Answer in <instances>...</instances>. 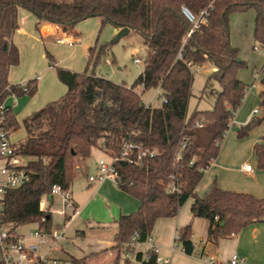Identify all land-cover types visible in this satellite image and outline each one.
<instances>
[{
	"label": "trees",
	"instance_id": "16d2710c",
	"mask_svg": "<svg viewBox=\"0 0 264 264\" xmlns=\"http://www.w3.org/2000/svg\"><path fill=\"white\" fill-rule=\"evenodd\" d=\"M183 7L196 16L207 13L206 22L189 38L191 24L182 12ZM19 9L36 16L37 30L42 23L74 30L79 23L94 17L101 20L102 28L107 24L116 30L129 28L141 36L147 57L143 71L130 87L89 73L90 63L95 61L97 65L106 55V45L99 50L90 48V63L83 73L56 68L67 93L23 120L26 138L15 146L28 159L30 178L6 194L0 211V229L14 233L22 225L38 223L40 228L50 231L51 212L41 208L43 198L52 203L55 186L70 190L74 180L85 173L86 162L100 140L113 154L124 142L132 140L156 149L158 155L140 166L115 165L118 188L139 200L140 207L117 220L115 246L82 259L71 258L72 264H86L108 251L116 252L113 264H120L122 256L123 264H157L156 253L151 249L136 250L137 246L130 245L132 239L138 235L137 243L146 244L156 222L176 217L189 200H193V216L209 222L208 240L212 243L234 237L249 225L264 223L263 203L247 199L242 208H232L218 203L215 197L202 198L196 193L205 172L218 157L228 124L248 90L238 77L246 63L240 59L239 49L231 45L230 16L255 10L254 40L264 50V0H0V103L10 96L32 98L38 89L37 79L24 86L8 81L10 69L20 64V52L12 40L19 29ZM180 53L182 59L178 57ZM47 58L53 60L49 52ZM207 62L216 71L208 77L204 92L213 82L218 83L220 90L212 92V110L196 109L188 116L194 82L192 67ZM138 88L141 93L159 89L162 105L146 108ZM7 122L10 129L18 127L12 110L7 114ZM263 122L264 111L262 116L240 127L238 138L248 137ZM198 123L203 127L198 128ZM186 138L182 160L174 168L175 155ZM173 174L184 185L177 194L166 191L168 178ZM192 235V227L187 225L178 231L176 240L189 256L196 253Z\"/></svg>",
	"mask_w": 264,
	"mask_h": 264
},
{
	"label": "crops",
	"instance_id": "0c3cea01",
	"mask_svg": "<svg viewBox=\"0 0 264 264\" xmlns=\"http://www.w3.org/2000/svg\"><path fill=\"white\" fill-rule=\"evenodd\" d=\"M30 13L25 12L24 9H19L17 14L19 29L13 35L12 40L20 52V64L18 66L23 65L25 58L23 51L25 44L21 41L20 36H28L37 44L39 41L44 43V41L50 38L56 39L57 42H59L60 39L67 41L79 39V37H76L78 34L75 29L65 31L63 27L58 25L42 23L40 24V29L37 30V25H39L38 20L33 13ZM33 25L34 29H32ZM44 26H47L45 28L47 34L43 33L42 28ZM131 32L132 31H130V33ZM133 52L137 53V49H134ZM38 56L40 57V50ZM74 58H76V55H74ZM105 62L109 63V58H105ZM31 64L29 69L24 70L23 76H16L14 74L13 70L18 66L12 67L8 78L11 85H18L36 75L37 93L34 97H30V99H27L26 96L22 98L27 99L21 105L24 106L25 110L27 109V117L39 111L48 103L64 97L67 93V87L61 82V84H59L57 77L53 74V69L58 68L54 57L48 64L47 62H43V60L39 62L34 60ZM76 65L77 63L74 60L70 66L64 67L75 73L87 69L84 64L81 68L78 67L76 69ZM84 71H82V73ZM214 71H216L215 67L212 69V72ZM14 97L16 98L17 96ZM16 100L17 99H15L12 107L8 106L12 111L14 108L18 107V102ZM34 106L39 107L34 109ZM237 116L238 111L235 114V121L238 120ZM254 117L257 116L253 115L251 118L250 115V117H247L248 119L246 118L242 121V126L248 124ZM239 129L240 128H238L236 132V136L233 135L229 140H225L218 157L205 172L204 178L196 188V193L200 197H215L218 203L232 208H242V204H244L247 199L264 204V122L259 127L253 129L249 136L244 139L238 138ZM256 130L259 131V134H257L258 140L253 142L254 145L252 147L254 150L255 162L251 165L252 172H246L243 166L248 164L247 161L231 162L232 158L235 156L231 154V150L233 147L240 145L244 140L251 139L250 135L255 133ZM14 131H12V133ZM92 153L86 162L85 173L78 176L85 177L84 183L77 190L74 189L72 184L69 190L70 202L73 206L69 207L67 202L61 197V208L58 211L63 218L62 226L59 224L54 226L52 224L51 230H63L65 238L53 246L49 251V256L51 259L55 258L54 260L62 261L65 264L71 263L69 258L82 259L91 254H99L115 246V237L118 233L117 220H119L121 216L129 215L137 211L140 207L139 200L120 190L118 186L111 181H105L102 184H93L89 182V176L97 172L99 160H110L113 156V152L106 150L103 146L100 147L98 151L99 156H94V158ZM238 178L259 186V189L247 191L239 188L237 186ZM192 203L193 200H189L180 209L176 217L159 219L156 222L152 232V242L158 248L161 258L169 260V264H227L233 255H238L244 258V264L264 263V223L249 225L234 237L227 238V240L223 238L217 243H212L208 240L209 222L206 219L193 216L191 212ZM53 204L54 196L52 203L47 208L51 212V218L52 212L54 211ZM187 225H191L193 232L192 242L194 243L196 253L192 256L185 254L181 245L176 241L178 231ZM38 228H40L39 224ZM18 229L16 233L20 235ZM30 239H32L33 242H28L23 239L24 243L26 245L37 243L32 237H30ZM221 240H224L222 244ZM142 246H146L144 251L150 249L149 244H141L138 246V251H142L140 250ZM42 251L46 252L47 248H42ZM53 254H57L58 259L53 257ZM115 259L116 252L108 251L89 259L86 264H113Z\"/></svg>",
	"mask_w": 264,
	"mask_h": 264
},
{
	"label": "rangeland",
	"instance_id": "374dc122",
	"mask_svg": "<svg viewBox=\"0 0 264 264\" xmlns=\"http://www.w3.org/2000/svg\"><path fill=\"white\" fill-rule=\"evenodd\" d=\"M25 12L30 13L27 10H25ZM255 17L256 12L253 9L245 13H235L230 16L229 26L231 45L239 49L240 59L246 63V67L241 68L238 71V77L248 86V90L241 107L238 109V123L236 121L237 124L229 128L224 140L222 141L221 148L225 140H229V138L233 135L236 136V132L238 128L242 126L243 120L250 117V115L251 118L253 117L254 110H258V114L256 115L257 117L262 116L264 111V94L262 93L264 92V86L262 85V81L264 79V50L256 45L254 40ZM46 27L47 26H44L42 28L44 34H47L45 29ZM32 29H34V25L32 26ZM74 29L78 34L76 37H79V39H75V41H73V46H70L67 42H57L56 39L53 38L44 41V43L39 41L37 44L28 36H20L21 41L25 44V47H23L25 58L22 66L20 65L17 68H14V74L16 76H23L24 70L29 69L32 65L31 62L34 60L37 62L43 60V62H47L48 64L50 60L47 58V52L54 57L58 68L67 69L64 66H70L74 60L77 63L75 66L76 69L78 67L81 68L83 64L88 67L90 63V57L88 56L89 48L97 47L99 50L101 46L106 45L108 46L106 55L102 57L101 61L97 65L95 64V61L90 63L88 68L89 73H95L97 76L104 77L117 84H126L129 87L133 85L138 75L142 72L144 68V61L147 57V49L143 45L140 35L135 32H131L129 35L116 42L115 38L119 31H116L111 24H107L102 28L101 20L96 17L79 23ZM134 49H137V53L133 52ZM39 50L40 57L38 56ZM135 54L141 58V62L139 64L134 62ZM74 55H76V58H74ZM105 58H109L110 62L106 63ZM213 67L214 65L212 63L207 62L199 67V72H194V82L192 86V96L189 101L188 116H190L196 109L199 111H210L213 109L215 95L212 92L213 90L219 91L220 86L218 83L213 82L204 92L207 85V79L212 73ZM82 71L78 73H82ZM53 74L59 81L56 68L53 69ZM28 79H36V75ZM29 80L19 83L18 85H26ZM58 83L61 84L60 81ZM136 91L141 94L142 100L145 104H150L154 107L162 105L163 100L160 96L162 93L159 89H151L145 93H141L140 88H138ZM22 98L24 97L15 98L14 96H10L5 101L6 106L10 107H12L15 99H17L16 101L18 102V107L13 109L18 119V127L14 128L12 131L16 130L11 134L12 142L17 146L22 144L26 138L23 120L28 114L27 109L25 110L24 106L21 105L25 100L30 99V97L26 96L27 99ZM60 99L61 98L58 100ZM38 107L39 106H34V109ZM258 130L250 135L251 139H246L237 147L232 148L231 154L235 156L232 158L231 162L247 161L249 165H253L255 162V156L252 147L254 145L253 142L258 140ZM102 142L103 140H100L98 145L93 148V157L99 156L98 151L100 150V147L103 146ZM84 181V176H80L75 179L73 182L74 189L77 190L84 183ZM251 184L252 183L246 180L238 178L237 186L239 188L247 191L259 189V186ZM61 197L62 196L59 195L54 196V211L52 210V224L54 226L58 224L62 226L63 224V218L60 216L58 211L61 208ZM43 201L45 202V209H47L51 203L47 200V198H43ZM37 228L38 223H28L20 226L18 233L25 241L33 242L32 239H30L31 233L37 230ZM223 241L224 240H221V244ZM145 248L146 246H142L140 247V250L144 251ZM136 250H138V246L136 247ZM53 257L57 258V254H53ZM128 258L132 260V255ZM54 259H52L51 264H53ZM124 259L125 257L122 256L120 264H123ZM70 260L71 259L69 258V261ZM57 264L65 263L57 261Z\"/></svg>",
	"mask_w": 264,
	"mask_h": 264
},
{
	"label": "built area",
	"instance_id": "2783aa9c",
	"mask_svg": "<svg viewBox=\"0 0 264 264\" xmlns=\"http://www.w3.org/2000/svg\"><path fill=\"white\" fill-rule=\"evenodd\" d=\"M182 12L191 24V28L187 34L189 38L195 30H197L201 24L205 23L207 13L202 12L199 16H196L187 8L183 7ZM59 42H67L69 45H73V41H67L60 39ZM183 58L182 53L178 56ZM134 62L139 64L141 58L135 55ZM191 67L192 64L188 63ZM194 72H199V67H192ZM164 102H167L166 100ZM146 108H151L152 105L145 104ZM11 110L6 106L5 102L0 103V211L3 208V201L9 190L18 188L29 181L30 173L27 170V158L22 156L17 150L15 144L11 140V133L13 129L8 127L7 114ZM254 116L258 114V110H254ZM235 116L229 122V128L235 125ZM198 128H202L203 124L198 123ZM187 138L183 141L178 149L173 167L175 168L182 160L183 151L187 147ZM220 145V142H217ZM158 155L156 149H152L144 146L142 143L128 140L124 142L119 151L113 154L110 160H99L97 172L94 175H90L88 180L93 184H102L105 181H111L113 184L118 185L119 179L116 174L115 165L118 163H126L130 166H140L146 160L154 159ZM193 164V162L191 163ZM244 171L252 172V166L245 164L243 166ZM166 184V191L169 194H177L182 191L183 183L179 179L178 175L173 174L168 178ZM60 195L67 202L69 207H72L70 202V194L68 190H63L59 186H55L52 189V196ZM41 208L45 209V202L42 200ZM46 219L43 218L42 222ZM31 237L37 241L35 244L26 245L23 238L16 232L9 233L7 229H0V264H51L52 259L49 256V251L65 238L63 230H46L44 228H38L31 233ZM138 235H135L132 239L131 246H139L137 243ZM150 249L157 255V264H169V260L163 259L159 256L158 248L153 244L152 238H149L148 242ZM42 248H47L46 252L42 251ZM244 258L238 255H233L227 264H244ZM212 263V261H211ZM53 264H57L56 260H53Z\"/></svg>",
	"mask_w": 264,
	"mask_h": 264
},
{
	"label": "water",
	"instance_id": "95a60500",
	"mask_svg": "<svg viewBox=\"0 0 264 264\" xmlns=\"http://www.w3.org/2000/svg\"><path fill=\"white\" fill-rule=\"evenodd\" d=\"M130 31L131 30L129 28H123V29L119 30V32L115 38V41L117 42V41L121 40V38L129 35Z\"/></svg>",
	"mask_w": 264,
	"mask_h": 264
}]
</instances>
